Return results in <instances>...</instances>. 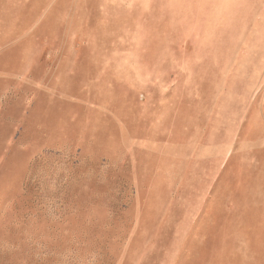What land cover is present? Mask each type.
<instances>
[{
    "label": "rangeland",
    "instance_id": "obj_1",
    "mask_svg": "<svg viewBox=\"0 0 264 264\" xmlns=\"http://www.w3.org/2000/svg\"><path fill=\"white\" fill-rule=\"evenodd\" d=\"M0 264H264V0H0Z\"/></svg>",
    "mask_w": 264,
    "mask_h": 264
}]
</instances>
